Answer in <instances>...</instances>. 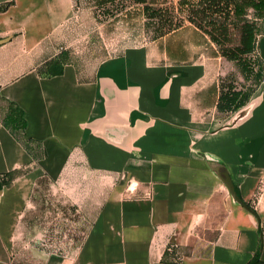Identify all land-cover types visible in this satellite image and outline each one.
<instances>
[{"label":"crops","instance_id":"crops-1","mask_svg":"<svg viewBox=\"0 0 264 264\" xmlns=\"http://www.w3.org/2000/svg\"><path fill=\"white\" fill-rule=\"evenodd\" d=\"M75 6L0 0V101L9 104L0 176L25 170L0 190V264H18V219L25 238L57 233L45 200L39 216L26 203L34 179L57 180L70 167L87 179L86 201L101 202L79 208L87 224L73 257L36 254V264H248L256 255L264 264V81L244 106L220 114L222 59L190 24L94 68L75 63L64 45ZM10 111L22 112V131L2 125Z\"/></svg>","mask_w":264,"mask_h":264},{"label":"rangeland","instance_id":"rangeland-1","mask_svg":"<svg viewBox=\"0 0 264 264\" xmlns=\"http://www.w3.org/2000/svg\"><path fill=\"white\" fill-rule=\"evenodd\" d=\"M177 2L178 0H75L76 16L73 18L75 26L72 31L70 29L72 38L64 43L67 52L71 53L68 59L94 68L106 58L119 54L128 48L155 45L175 31L173 29L174 31L168 30L169 32H167L166 24L171 19L172 23L179 21L178 14L174 11ZM146 5L160 11L156 18L149 19L146 17L144 11ZM186 24L189 23L185 21L182 26ZM257 24L261 36L259 39H264V21H258ZM159 30L164 34L159 35ZM233 37L234 43H236L238 34L234 32ZM212 46L217 51L216 46L213 44ZM220 58L224 72L222 77L226 78V83L233 81L238 85L245 84L246 80L237 64ZM245 60L247 67L260 66L263 82L264 59L259 45H256L255 53L247 56ZM8 105L7 101H0L1 117ZM24 172L23 169L16 170L15 178H19ZM83 177L85 175L82 171L70 167L65 169L57 180L48 176L34 179L30 187L32 202L30 203L28 198L26 203L28 205L27 214L30 215L35 212L34 214L40 215V207L37 205L42 198L49 210V216L45 219L48 228L57 233H45L38 239L34 238V240L25 238V235L20 232L24 219H18L16 231L12 235V242L16 249L14 255H16L15 259L18 264H36V254L41 258L50 256L71 258L76 253L74 244L82 240L83 229L87 224L81 223L78 219L79 208L84 205H91V208H94L101 202L99 194L93 197L92 202L86 201L89 200L90 189L86 182L87 179L84 180ZM66 180H69L71 185ZM78 180L85 182L82 186H78V184L74 186L72 183H79ZM30 205L32 206L30 207ZM91 208L87 207L89 210ZM35 241L43 245L41 249L33 250Z\"/></svg>","mask_w":264,"mask_h":264},{"label":"trees","instance_id":"trees-1","mask_svg":"<svg viewBox=\"0 0 264 264\" xmlns=\"http://www.w3.org/2000/svg\"><path fill=\"white\" fill-rule=\"evenodd\" d=\"M144 11L149 19L156 18L160 13L147 5ZM174 11L177 12L179 21L177 23H172V19L168 21L167 32L180 28L185 21L193 25L216 46L218 56L237 64L246 80L245 84L238 85L233 81L227 84L224 77L220 79L217 111L226 116L244 106L258 84L262 82L260 66L247 67L245 58L255 53L256 39L260 36L257 22L264 21V0H178ZM249 16L251 18H248ZM161 32L159 30L158 34L163 35L164 33ZM234 32L238 34L236 43H234ZM2 125L12 132L22 131L25 128L22 112L10 111L2 121ZM15 173L16 171H13L0 176V190L12 182L16 177ZM234 191L238 196L235 186ZM241 203L244 204L242 201ZM244 205L256 215L249 204ZM248 264H261L258 255Z\"/></svg>","mask_w":264,"mask_h":264},{"label":"water","instance_id":"water-1","mask_svg":"<svg viewBox=\"0 0 264 264\" xmlns=\"http://www.w3.org/2000/svg\"><path fill=\"white\" fill-rule=\"evenodd\" d=\"M211 168L216 172L218 175L219 179L226 185L228 188L229 192L231 193L232 197L239 203H241L240 199L236 195L234 191V186L232 185V182L228 176L227 171L220 165L212 162L210 163ZM242 204V203H241ZM244 206V204H242Z\"/></svg>","mask_w":264,"mask_h":264}]
</instances>
